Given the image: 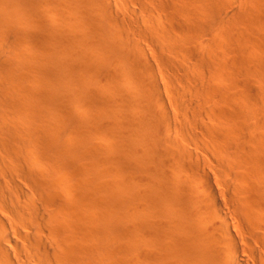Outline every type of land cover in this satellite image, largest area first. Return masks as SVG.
<instances>
[{
	"label": "bare ground",
	"instance_id": "6f19581e",
	"mask_svg": "<svg viewBox=\"0 0 264 264\" xmlns=\"http://www.w3.org/2000/svg\"><path fill=\"white\" fill-rule=\"evenodd\" d=\"M202 1L0 0V264H264V0Z\"/></svg>",
	"mask_w": 264,
	"mask_h": 264
},
{
	"label": "rangeland",
	"instance_id": "374dc122",
	"mask_svg": "<svg viewBox=\"0 0 264 264\" xmlns=\"http://www.w3.org/2000/svg\"><path fill=\"white\" fill-rule=\"evenodd\" d=\"M204 1V0H203ZM202 1V2H203ZM232 1H235V0H232ZM233 4H235V2H232ZM205 5H207L206 3L204 4V3H201L199 6L198 5H193V11L195 12V16H198V15H196V14H201V15H199L200 17H202V16H204L205 18H203V20L205 21V22H207L206 24V26L208 27V28H206V26L204 27V29L206 28V29H210V28H214V26H216L217 25V23L216 22H220L221 21V19H220V17H219V15L222 13V9H220V7H219V9L215 6V8L214 7H211V6H205ZM237 5V4H236ZM219 10V11H218ZM220 10H222V11H220ZM193 12V13H194ZM223 13H224V11H223ZM222 13V17L225 15V13L223 14ZM218 19H220L219 21H218ZM208 24L210 25H213L212 27H210L209 28V26H208ZM22 29H24L23 27H21ZM215 29H216V27H215ZM29 40H31V45H34V41H33V39L32 38H29ZM263 50H264V47H263ZM263 52V53H262ZM261 52V58H262V61H263V63H264V51H262ZM261 58L259 57V60L261 61ZM264 65V64H263ZM263 69V70H262ZM259 71H261V75L258 77V80L261 82L260 84L261 85H264V66H262V68H260L259 69ZM260 73V72H259Z\"/></svg>",
	"mask_w": 264,
	"mask_h": 264
}]
</instances>
